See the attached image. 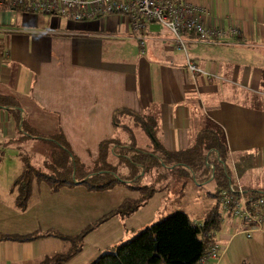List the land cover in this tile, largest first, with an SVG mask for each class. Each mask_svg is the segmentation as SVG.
Wrapping results in <instances>:
<instances>
[{
  "label": "crops",
  "instance_id": "obj_1",
  "mask_svg": "<svg viewBox=\"0 0 264 264\" xmlns=\"http://www.w3.org/2000/svg\"><path fill=\"white\" fill-rule=\"evenodd\" d=\"M195 2L205 10L204 24L223 32L215 41L184 35L188 56L205 72L195 74L187 70L185 53L172 33L157 22H146L138 32L118 14L74 20L0 6V94L18 102L15 108H0V169L7 165L8 148L18 151L41 141L48 152L44 141L28 132L62 133L78 159L91 166L99 143L108 138L121 144L133 141L149 151L154 143L176 151L190 146L202 127L218 125L233 181L248 190H264V0ZM138 37L145 42L143 53ZM119 108L152 117L155 137L126 113H118L120 121L114 124ZM137 127L151 137L152 145H137ZM20 154L9 175L6 168L0 170V236L37 230L76 234L125 198L121 185L105 191L64 186L51 192L45 182H34L26 208L19 209L12 185L23 167ZM28 156L31 165L40 167L47 155L40 165ZM107 160L121 175H130L113 147ZM106 195L118 199L108 205ZM142 208L128 218L113 216L98 225L85 236L81 250L63 264H88L121 243L126 233L141 230L145 223L127 227L123 221ZM109 225L119 229L120 236L106 243L94 241L87 254L91 235ZM241 228L237 220L223 221L216 233L220 255L202 264H264V230L247 236L239 232ZM69 248L68 240L51 235L31 241L1 239L0 264H38Z\"/></svg>",
  "mask_w": 264,
  "mask_h": 264
},
{
  "label": "trees",
  "instance_id": "obj_2",
  "mask_svg": "<svg viewBox=\"0 0 264 264\" xmlns=\"http://www.w3.org/2000/svg\"><path fill=\"white\" fill-rule=\"evenodd\" d=\"M17 106L18 102L13 96L0 94V108ZM118 113L129 114L136 125L144 126L155 137L152 117L145 118L127 108H119L114 111V124L120 121ZM28 135L42 139L48 146V152L40 167L31 165L28 155L20 154L23 167L12 185V190H16L15 204L19 209L26 208L34 182H45L51 192L76 185H82L88 191H105L121 185L137 192L136 197L125 198L117 207L76 234L37 230L24 235L0 236V240L31 241L51 235L70 242L68 251L45 256L38 264H63L70 260L81 250L88 233L110 217L125 219L132 216L156 192L164 190L166 184L158 183L170 175L190 177L197 183H212L213 191L209 195L214 199V204L203 219L192 221L182 209L174 210L137 231L131 238L101 252L88 264H200L201 257L217 243L216 233L223 224L219 192L234 182L224 132L220 126L202 127L190 146L176 151L166 150L158 143H154L149 151L137 147L133 141L121 144L115 138H108L99 143L98 157L91 166L84 165L78 159L62 133L42 136L28 132ZM110 147H113L119 161L129 167L130 175H121L117 166L108 162ZM2 153L1 150L0 159ZM154 169H157L156 178L143 182ZM245 191L255 197L264 194V190L245 188Z\"/></svg>",
  "mask_w": 264,
  "mask_h": 264
},
{
  "label": "built area",
  "instance_id": "obj_3",
  "mask_svg": "<svg viewBox=\"0 0 264 264\" xmlns=\"http://www.w3.org/2000/svg\"><path fill=\"white\" fill-rule=\"evenodd\" d=\"M5 5L74 20L118 14L127 17L130 26L138 32L144 29L146 22H157L172 33L177 46L185 53V66L192 74L205 72L188 56L184 35L215 41L223 34L220 28H210L204 24L205 10L195 0H0V6ZM138 42L143 53V37H138ZM206 74L208 78L211 77ZM218 198L223 221L237 220L242 224L239 232L247 236L264 230V194L255 197L247 193L240 183L231 182L219 192ZM219 255L220 246L216 243L201 257L200 264L207 258H217Z\"/></svg>",
  "mask_w": 264,
  "mask_h": 264
},
{
  "label": "rangeland",
  "instance_id": "obj_4",
  "mask_svg": "<svg viewBox=\"0 0 264 264\" xmlns=\"http://www.w3.org/2000/svg\"><path fill=\"white\" fill-rule=\"evenodd\" d=\"M131 121L134 122L135 121L134 118H132ZM135 132H136L135 138L137 140L138 146L145 147L147 145L149 146L152 145L150 142L151 137L148 134H144L143 131L141 132V130L138 127L135 130ZM39 143L40 144L35 145L33 147H30V145H25L23 146V148L19 149L18 151L15 148H8L4 154V158L6 159L7 165L6 167H2V169L0 170L3 172V169L6 168L5 173L9 175L10 168H13L11 166L15 162L13 160H17L16 154L18 152L27 153L33 159L32 161L34 162L35 165H40L41 161L47 155V151H46L47 147L44 144H42L41 141H39ZM15 163L18 164L19 162L16 161ZM156 170L157 169H154L152 171V174L147 176L143 182L153 181V179L156 178V174H157ZM160 181L161 182L158 184H162V183L166 184L164 191L162 190V192L161 191L156 192L153 195L154 198L151 200V198L153 197L152 196L149 199V201L150 200L151 201L150 202L148 201L149 203L147 202L144 206H142L143 208L135 215V217L127 221L124 220L123 223L125 222L127 227L137 226L139 223L142 222L145 223L143 224V226H141V229H143L147 225V223L148 224L153 223L157 221L159 218L177 209H182L183 211H185L192 221H196V222L201 221L205 213L214 204V199L209 195V192L213 191V185L210 182L197 183L192 178L185 177L182 175H170L169 178L166 179L162 178L160 179ZM125 188H126V191H124L125 198H128L131 195L135 197L137 196L136 191H133L127 187ZM113 198H115L113 202H115L118 199L116 196H114ZM113 198L111 197V195L105 196V200L106 202H108V205L113 204V202L109 203L113 200ZM121 230L123 231V229ZM137 231L134 233L131 232L126 233V235L121 239V242L131 238L135 233H137ZM124 232L125 231H123V233ZM119 236H120V230L114 228L113 225L104 227L103 229L98 231V233L91 235V237L88 239L87 254L90 253V250L93 245L92 243L94 241L100 240L106 243L114 238L117 239Z\"/></svg>",
  "mask_w": 264,
  "mask_h": 264
}]
</instances>
